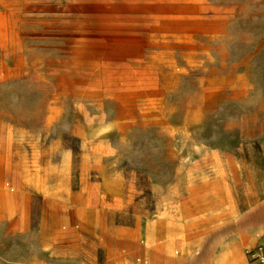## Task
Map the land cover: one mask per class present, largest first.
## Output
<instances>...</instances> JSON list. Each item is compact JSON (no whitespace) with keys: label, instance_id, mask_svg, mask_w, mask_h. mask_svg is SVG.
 I'll use <instances>...</instances> for the list:
<instances>
[{"label":"rangeland","instance_id":"1","mask_svg":"<svg viewBox=\"0 0 264 264\" xmlns=\"http://www.w3.org/2000/svg\"><path fill=\"white\" fill-rule=\"evenodd\" d=\"M0 208V264H258L264 0H0Z\"/></svg>","mask_w":264,"mask_h":264},{"label":"built area","instance_id":"2","mask_svg":"<svg viewBox=\"0 0 264 264\" xmlns=\"http://www.w3.org/2000/svg\"><path fill=\"white\" fill-rule=\"evenodd\" d=\"M253 259L251 262L264 264V245L258 246L255 250V254H252Z\"/></svg>","mask_w":264,"mask_h":264},{"label":"bare ground","instance_id":"3","mask_svg":"<svg viewBox=\"0 0 264 264\" xmlns=\"http://www.w3.org/2000/svg\"><path fill=\"white\" fill-rule=\"evenodd\" d=\"M0 211L2 212V209L1 208H0ZM226 257H227L226 254L223 252L221 254L220 261H219L218 264H221L226 259ZM243 264H245V262Z\"/></svg>","mask_w":264,"mask_h":264},{"label":"crops","instance_id":"4","mask_svg":"<svg viewBox=\"0 0 264 264\" xmlns=\"http://www.w3.org/2000/svg\"><path fill=\"white\" fill-rule=\"evenodd\" d=\"M234 248L239 249V247L235 245V246H232V247H231V250L234 249ZM238 263H239V262H238Z\"/></svg>","mask_w":264,"mask_h":264}]
</instances>
